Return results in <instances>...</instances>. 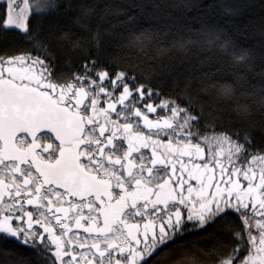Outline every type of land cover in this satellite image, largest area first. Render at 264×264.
<instances>
[{
  "label": "snow or ice",
  "instance_id": "snow-or-ice-1",
  "mask_svg": "<svg viewBox=\"0 0 264 264\" xmlns=\"http://www.w3.org/2000/svg\"><path fill=\"white\" fill-rule=\"evenodd\" d=\"M5 3L2 26L28 47L0 50V233L41 249L44 264H147L186 224L224 221L225 238L204 255L215 264H264V155L248 153L247 137L216 132L191 99L181 107L97 60L81 73L56 72L46 38L30 25L33 13L54 5ZM201 34L234 63L247 62L219 29L205 25ZM155 35L140 29L130 43L143 49ZM209 90L224 100L236 92L228 82ZM255 161L258 172L246 166ZM10 255L2 264H16Z\"/></svg>",
  "mask_w": 264,
  "mask_h": 264
},
{
  "label": "trees",
  "instance_id": "trees-1",
  "mask_svg": "<svg viewBox=\"0 0 264 264\" xmlns=\"http://www.w3.org/2000/svg\"><path fill=\"white\" fill-rule=\"evenodd\" d=\"M39 2L54 7L41 14L33 13L30 25L46 38L56 72L81 73L87 60H97L98 66L110 73L126 71L159 91L163 98L176 100L181 107H186L187 99H191L203 107L204 122L214 123L216 132L235 133L233 139L246 136L250 142V147L246 145L248 153L264 155V105L260 102L264 88V0ZM5 9L6 3L0 1V16ZM205 25L219 29L237 52L245 51L247 62L236 64L231 55L215 45L209 46L201 34ZM144 28H151L156 35L140 49L130 40ZM64 32L70 33L69 39L61 38ZM97 33L98 42L93 39ZM22 41L20 32L4 28L0 22V50L14 52L27 48ZM179 42H183V46ZM238 76L243 78L238 79ZM213 82L233 84L236 89L233 98L224 100L217 97L215 91H202L206 84ZM250 92L253 94L248 95ZM157 102L154 98L153 103ZM238 105H247V113ZM200 131L205 133L203 126ZM207 134L211 135V130ZM259 164L260 161H255L246 166L258 172ZM226 220L235 228L240 227L236 216ZM224 227V221L209 222L202 227L188 223L179 235L168 241L162 254L146 256L145 260L147 264H215L216 256L204 253L216 245L218 239L225 238ZM6 250H11L8 259L16 264H44L41 249H33L0 233V264ZM218 254L225 253L221 250Z\"/></svg>",
  "mask_w": 264,
  "mask_h": 264
},
{
  "label": "rangeland",
  "instance_id": "rangeland-1",
  "mask_svg": "<svg viewBox=\"0 0 264 264\" xmlns=\"http://www.w3.org/2000/svg\"><path fill=\"white\" fill-rule=\"evenodd\" d=\"M0 1H4L5 2V0H0ZM14 2L16 4H19L22 7L24 0H14ZM28 3H29L30 6H31V4H33V2L32 1H29V0H28ZM15 11H19V8H16ZM29 11H31V8L29 9ZM117 107L119 109V106H117ZM25 210L26 211H31L33 209H32V206H26L25 207ZM34 215H35V213H34ZM34 228H36V230H39L38 226H34ZM73 231H75V230H73ZM57 234H59L58 231H57ZM81 234L83 235V230H81ZM69 235H72V233H69ZM73 247H75V246H73Z\"/></svg>",
  "mask_w": 264,
  "mask_h": 264
},
{
  "label": "bare ground",
  "instance_id": "bare-ground-1",
  "mask_svg": "<svg viewBox=\"0 0 264 264\" xmlns=\"http://www.w3.org/2000/svg\"><path fill=\"white\" fill-rule=\"evenodd\" d=\"M181 262V261H180Z\"/></svg>",
  "mask_w": 264,
  "mask_h": 264
}]
</instances>
